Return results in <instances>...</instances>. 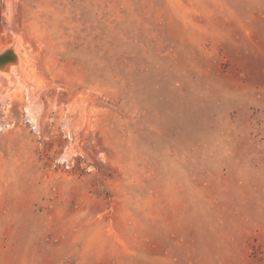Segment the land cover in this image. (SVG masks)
I'll return each mask as SVG.
<instances>
[{"label": "rangeland", "instance_id": "rangeland-1", "mask_svg": "<svg viewBox=\"0 0 264 264\" xmlns=\"http://www.w3.org/2000/svg\"><path fill=\"white\" fill-rule=\"evenodd\" d=\"M12 47L0 264H264V0H0Z\"/></svg>", "mask_w": 264, "mask_h": 264}, {"label": "bare ground", "instance_id": "bare-ground-1", "mask_svg": "<svg viewBox=\"0 0 264 264\" xmlns=\"http://www.w3.org/2000/svg\"><path fill=\"white\" fill-rule=\"evenodd\" d=\"M19 66V65H18ZM14 67H16L17 69H18V67L17 66H14ZM11 68V66H8L7 68H5V71L6 70H9ZM16 68H14V69H16ZM20 68V67H19ZM12 69H13V66H12ZM16 71V74L15 75H19V74H17V70H14V71H11L10 70V73L11 72H15ZM0 72H2V71H0ZM1 75V74H0ZM2 75H3V72H2ZM7 75H9V74H7ZM13 75V74H12ZM14 76V75H13ZM7 77V76H6ZM12 77V76H11ZM11 77H10V75H9V77L8 78H10V80H9V82H11L12 80H11ZM19 77V76H18ZM16 78V77H15ZM13 80H14V78H12ZM16 81V80H15ZM14 81V82H15ZM9 82L6 80V79H2L1 77H0V83H1V85H0V92H2V95L1 96H4L5 95V97H4V99H8V98H10L11 97V94H9V89L7 88V87H10V85H9ZM11 84V83H10ZM13 84H15V83H13ZM10 88H12V87H10ZM11 92V91H10ZM0 99H1V97H0ZM30 113V117L29 118H31V122L33 123V124H36L37 123V120L38 119H36L37 117H38V113H37V110H35V111H30L29 112Z\"/></svg>", "mask_w": 264, "mask_h": 264}, {"label": "water", "instance_id": "water-1", "mask_svg": "<svg viewBox=\"0 0 264 264\" xmlns=\"http://www.w3.org/2000/svg\"><path fill=\"white\" fill-rule=\"evenodd\" d=\"M16 51V48L12 47L0 53V71L5 70L8 65L16 64L17 57L14 55ZM1 95L2 92H0V97Z\"/></svg>", "mask_w": 264, "mask_h": 264}]
</instances>
